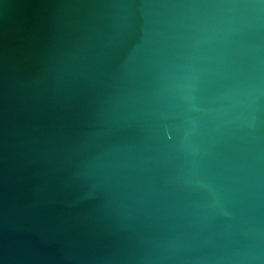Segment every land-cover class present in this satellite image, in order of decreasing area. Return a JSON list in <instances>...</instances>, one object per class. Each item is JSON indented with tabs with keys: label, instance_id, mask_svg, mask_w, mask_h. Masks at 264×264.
<instances>
[{
	"label": "water",
	"instance_id": "obj_1",
	"mask_svg": "<svg viewBox=\"0 0 264 264\" xmlns=\"http://www.w3.org/2000/svg\"><path fill=\"white\" fill-rule=\"evenodd\" d=\"M0 264H264V0H0Z\"/></svg>",
	"mask_w": 264,
	"mask_h": 264
}]
</instances>
